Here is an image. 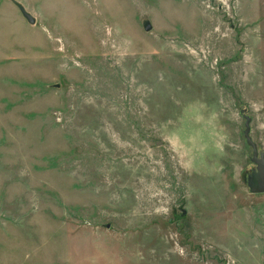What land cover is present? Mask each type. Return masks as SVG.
I'll use <instances>...</instances> for the list:
<instances>
[{"label": "rangeland", "instance_id": "1", "mask_svg": "<svg viewBox=\"0 0 264 264\" xmlns=\"http://www.w3.org/2000/svg\"><path fill=\"white\" fill-rule=\"evenodd\" d=\"M14 1L0 264H264V0Z\"/></svg>", "mask_w": 264, "mask_h": 264}, {"label": "water", "instance_id": "2", "mask_svg": "<svg viewBox=\"0 0 264 264\" xmlns=\"http://www.w3.org/2000/svg\"><path fill=\"white\" fill-rule=\"evenodd\" d=\"M10 2L17 8L19 14L27 22V24H34V18L25 11L21 4L15 2L14 0H10ZM145 30H149V27L147 26ZM243 119L242 138L244 139L246 146L251 150L249 162L254 166V171L246 178V187L248 192L251 194L264 193V156L262 153L257 151L255 143L252 142L249 136L250 118L244 116Z\"/></svg>", "mask_w": 264, "mask_h": 264}]
</instances>
